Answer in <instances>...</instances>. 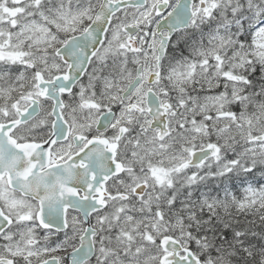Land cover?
Listing matches in <instances>:
<instances>
[{
    "label": "snow or ice",
    "instance_id": "6c2138e0",
    "mask_svg": "<svg viewBox=\"0 0 264 264\" xmlns=\"http://www.w3.org/2000/svg\"><path fill=\"white\" fill-rule=\"evenodd\" d=\"M0 264H264V0H0Z\"/></svg>",
    "mask_w": 264,
    "mask_h": 264
}]
</instances>
